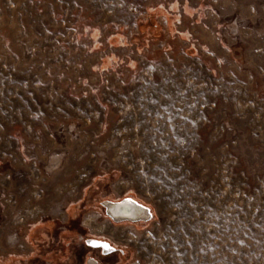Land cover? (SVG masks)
Instances as JSON below:
<instances>
[{"label":"rangeland","instance_id":"1","mask_svg":"<svg viewBox=\"0 0 264 264\" xmlns=\"http://www.w3.org/2000/svg\"><path fill=\"white\" fill-rule=\"evenodd\" d=\"M89 238L99 264H264V0H0V264Z\"/></svg>","mask_w":264,"mask_h":264},{"label":"bare ground","instance_id":"2","mask_svg":"<svg viewBox=\"0 0 264 264\" xmlns=\"http://www.w3.org/2000/svg\"><path fill=\"white\" fill-rule=\"evenodd\" d=\"M105 208L112 220L119 221H148L152 217L151 209L144 207L137 200L124 199L120 201L107 200Z\"/></svg>","mask_w":264,"mask_h":264},{"label":"flooded vegetation","instance_id":"3","mask_svg":"<svg viewBox=\"0 0 264 264\" xmlns=\"http://www.w3.org/2000/svg\"><path fill=\"white\" fill-rule=\"evenodd\" d=\"M94 219L95 218L92 217V216L88 217L86 219V221H85L86 225L90 224V222L92 220H94ZM85 245L88 246L90 249H92V251L89 252V255L86 258L85 264H99V261L93 256V252H94V250H97L98 249V250H100V254H103V252H102L103 248L102 247H95V246H92V245L88 244L87 241H86V239H85ZM117 250H115L113 252H116Z\"/></svg>","mask_w":264,"mask_h":264},{"label":"water","instance_id":"4","mask_svg":"<svg viewBox=\"0 0 264 264\" xmlns=\"http://www.w3.org/2000/svg\"><path fill=\"white\" fill-rule=\"evenodd\" d=\"M89 241H96L97 243L93 244V243H90ZM87 243L90 244V245H92V246H95V247H102V248H103V252L106 253V254H107V253H111V252H113V251L116 250V248H115L114 246H112V244H111L110 242H108V241H106V240L95 239V238H89V239L87 240ZM104 243L109 244L111 250L106 249L105 247H103V244H104Z\"/></svg>","mask_w":264,"mask_h":264},{"label":"snow or ice","instance_id":"5","mask_svg":"<svg viewBox=\"0 0 264 264\" xmlns=\"http://www.w3.org/2000/svg\"><path fill=\"white\" fill-rule=\"evenodd\" d=\"M89 242H90V243H93V244L97 243L96 241H89ZM103 247H105L106 249L111 250V249H110V245L107 244V243H104V244H103Z\"/></svg>","mask_w":264,"mask_h":264}]
</instances>
